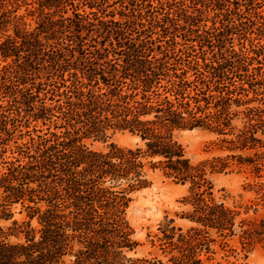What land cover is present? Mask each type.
I'll return each instance as SVG.
<instances>
[{
  "label": "trees",
  "instance_id": "trees-1",
  "mask_svg": "<svg viewBox=\"0 0 264 264\" xmlns=\"http://www.w3.org/2000/svg\"><path fill=\"white\" fill-rule=\"evenodd\" d=\"M194 128L261 149L194 165L177 138ZM116 131L139 141L86 144ZM260 134L264 0H0V264H140L126 211L154 172L189 183L180 264L250 248L264 219L236 223L205 176L259 174Z\"/></svg>",
  "mask_w": 264,
  "mask_h": 264
},
{
  "label": "rangeland",
  "instance_id": "rangeland-1",
  "mask_svg": "<svg viewBox=\"0 0 264 264\" xmlns=\"http://www.w3.org/2000/svg\"><path fill=\"white\" fill-rule=\"evenodd\" d=\"M232 126L236 130L242 126V120L235 119ZM220 137L200 128L177 133L178 141L194 165L215 157L228 158L231 154L252 155L255 150L261 149L230 151L220 145ZM225 137L230 138L232 134H226ZM259 138L264 139V134H260ZM138 141L136 136L116 131L104 142L87 140L86 144L93 149L104 150L111 142L133 147ZM205 178L211 183L214 201L223 202L238 212L236 223L240 219L256 222L264 219V186L261 185L264 184V166L256 174L248 166L233 164L222 172H207ZM150 179L152 184L149 187L132 194V201L126 211L133 231L132 238L137 242L135 249L126 252V256L142 259L140 264H180L176 257L188 251V245L179 241L180 235L194 225L187 218L192 212L188 201L189 183H176L163 177L160 172L151 173ZM14 218L21 220L23 215L16 213ZM8 224L3 222V225ZM212 247L216 252L210 253L208 259L204 254L199 256L203 260L202 264H264V234L244 250L237 235L232 236L226 246L215 244Z\"/></svg>",
  "mask_w": 264,
  "mask_h": 264
}]
</instances>
